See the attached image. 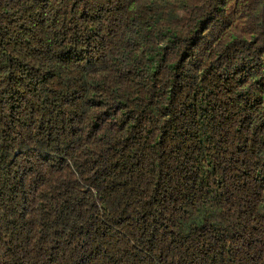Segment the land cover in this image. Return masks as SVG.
Masks as SVG:
<instances>
[{
	"label": "trees",
	"instance_id": "obj_1",
	"mask_svg": "<svg viewBox=\"0 0 264 264\" xmlns=\"http://www.w3.org/2000/svg\"><path fill=\"white\" fill-rule=\"evenodd\" d=\"M0 264H264V0H0Z\"/></svg>",
	"mask_w": 264,
	"mask_h": 264
}]
</instances>
